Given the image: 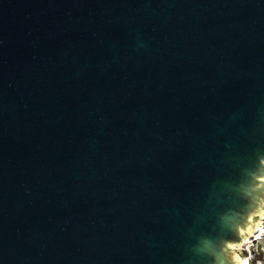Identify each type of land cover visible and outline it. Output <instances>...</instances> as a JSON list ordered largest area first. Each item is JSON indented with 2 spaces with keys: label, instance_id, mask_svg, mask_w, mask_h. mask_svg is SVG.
I'll use <instances>...</instances> for the list:
<instances>
[{
  "label": "water",
  "instance_id": "95a60500",
  "mask_svg": "<svg viewBox=\"0 0 264 264\" xmlns=\"http://www.w3.org/2000/svg\"><path fill=\"white\" fill-rule=\"evenodd\" d=\"M264 209V0H0V264H237Z\"/></svg>",
  "mask_w": 264,
  "mask_h": 264
},
{
  "label": "flooded vegetation",
  "instance_id": "af4514ba",
  "mask_svg": "<svg viewBox=\"0 0 264 264\" xmlns=\"http://www.w3.org/2000/svg\"><path fill=\"white\" fill-rule=\"evenodd\" d=\"M263 230L246 242L244 250L250 255V264H264V216L262 220ZM261 260V261H259Z\"/></svg>",
  "mask_w": 264,
  "mask_h": 264
},
{
  "label": "clouds",
  "instance_id": "9594fccd",
  "mask_svg": "<svg viewBox=\"0 0 264 264\" xmlns=\"http://www.w3.org/2000/svg\"><path fill=\"white\" fill-rule=\"evenodd\" d=\"M242 264H248L247 260L243 261Z\"/></svg>",
  "mask_w": 264,
  "mask_h": 264
}]
</instances>
